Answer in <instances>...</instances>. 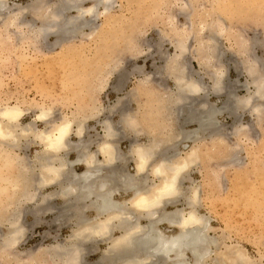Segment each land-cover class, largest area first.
Masks as SVG:
<instances>
[{
	"label": "bare ground",
	"instance_id": "bare-ground-1",
	"mask_svg": "<svg viewBox=\"0 0 264 264\" xmlns=\"http://www.w3.org/2000/svg\"><path fill=\"white\" fill-rule=\"evenodd\" d=\"M6 1L0 0L2 18L0 31L3 27L5 32V34L2 33L3 31L0 32L1 41L4 42L11 37L8 28H13L14 34L17 33L16 36L23 43L35 45L44 42L50 36H55L56 40L53 41L52 46L59 44L62 46V42L69 39L70 35L80 33L87 22L89 25L88 16L96 18L101 14L109 15L111 0H91L92 4L87 7L81 6L82 0H56L52 5L47 3L44 6H33L28 12H31L33 17L31 19L40 21V25H35L34 20L30 22L23 19L25 9L17 6L11 8L6 5ZM99 6L102 10L97 9ZM70 10H75L76 14L64 17ZM174 17L173 14L169 15V31L175 38L172 42L175 52L166 59L165 68L162 67L164 70L158 75L159 78H171L174 88L169 91L164 88L163 91H151L152 89L147 86L151 77L145 76L144 80H141V84L144 85L142 87L148 95L147 115L143 116L149 125L147 129L149 131L143 130L148 138L147 141L140 142L138 138L128 136L129 147L125 153H122L118 147L117 142L120 138L128 135L127 130L128 133L142 132L138 113L131 112L129 108H121L122 102L119 100H127L125 96L122 97L123 99L118 97V101L106 109L110 113L119 112L118 121L113 122L107 115L99 121L102 133L96 134V132L95 138L85 136L86 121L104 110L97 104V95H94L96 90L101 89L100 84L92 86L88 92H85L89 94L85 101L87 106L78 112L79 115L72 111L55 117L52 104L31 99L28 102L29 106L37 108L38 111L33 121L22 123L21 119L28 110L16 101H0V170L3 171V174H0L1 255L9 256L15 252L25 231L21 219L23 215L21 207L30 202L33 206L28 212L36 219L41 213L52 212L56 214L53 218L54 222H59L60 226L71 223L72 229L67 238L61 242L36 248L29 252L30 254L25 252L29 255V260L27 259L28 262H24L25 264H38L39 259L43 263L50 260L51 264H86L88 262H85V255L93 251V248L96 250L94 243L99 241H107V246L95 264H254L241 249L232 251L230 246L209 234L213 229L210 219L199 211L202 204L200 195L202 184L196 182L188 172L193 165L199 163L203 151L227 149L226 138L221 136L222 124L218 123L219 114L227 110V113L233 115L235 114L233 109L241 108L243 111L245 107V110L250 109L259 121L264 120V73L259 71L260 68L258 65L256 67L255 62H253L254 66L250 62L249 65L246 64L247 75L252 77L253 90H250L248 96L243 99H236L232 95L234 93L230 92L232 90L227 92V86L224 90L226 83L222 82L223 74L220 67L212 69L210 76L212 85L205 86L202 82L203 78L193 77L192 73L195 72L187 71L185 67L187 62L183 61L188 37L190 35L197 37L200 30H196L194 26L189 29L179 28L172 23ZM202 20L205 22V19ZM214 20L208 24L209 36L206 37V42H203L199 50L197 49L200 53L198 57L201 56L200 60H203L204 65L210 64V67L212 60L215 59V49L217 51L215 37L223 32V27L219 25L215 27ZM203 21L200 20V24H204ZM91 22L93 21H90V26ZM191 23L189 22L190 25ZM98 30L97 25H92L91 30H88L89 33L83 36L95 40ZM74 37L75 35L71 38ZM46 42L45 44L48 45ZM131 47L135 48V45ZM116 58L117 56H114L107 62H101L106 69L103 73L96 72L97 79L112 73L115 64L118 63L115 61ZM160 82L162 85L163 81ZM40 86L38 91L42 93L40 89L43 88V91L45 89L43 85ZM222 93H226L227 100L223 101L225 103L221 104V108L220 106L217 108L214 102L209 101L210 95L219 96ZM80 107L81 105L76 111ZM36 120L42 121L44 127L38 128L34 123ZM189 123L195 124V129L184 128ZM65 126L67 132L61 144L58 147H50L55 134ZM238 126L240 128V125ZM241 126V128L246 127ZM239 128L233 129L236 130L235 134L236 132L239 134L241 131ZM203 134L209 138H203ZM133 135L135 134H132V137ZM72 136L75 137L74 140ZM22 138L25 140L30 138L28 142L41 146L40 150H35V155L30 159L16 151L21 148ZM186 141L191 142L192 145L188 147ZM236 146L234 145L233 148L237 149ZM185 148L188 149L184 150ZM138 151L149 157L143 171L138 169ZM70 152H75L73 159L69 158ZM232 155L231 161L235 160V155ZM130 162L133 167L132 173L127 171L126 167ZM76 164L83 165V169L79 172L75 171ZM184 164H187V167L175 181L176 195L163 197L158 205L147 209L134 206V201L141 195L151 200L166 182L171 181L175 169ZM156 168H160L159 173L154 171ZM187 180L190 183L185 187L184 182ZM47 188L52 190L46 191ZM193 191L196 192V199L192 198ZM56 198L60 199V204H56L54 201ZM169 207L173 208L169 209ZM72 216L76 218L72 220ZM188 216L194 219L184 224ZM163 225H166L165 230L162 229ZM228 250L231 252L229 253Z\"/></svg>",
	"mask_w": 264,
	"mask_h": 264
},
{
	"label": "rangeland",
	"instance_id": "rangeland-1",
	"mask_svg": "<svg viewBox=\"0 0 264 264\" xmlns=\"http://www.w3.org/2000/svg\"><path fill=\"white\" fill-rule=\"evenodd\" d=\"M55 1L7 0L6 5L11 8L17 6L25 9V16L22 15L23 19L33 22L31 12H28L29 8L44 6L47 3L52 5ZM33 3L35 5H32ZM91 4V0H82L81 2L82 7ZM97 9L102 10L100 6ZM75 14V10H70L64 17ZM172 14L175 16L174 20L172 19L173 25L179 26V28L188 27V29L194 26L196 30H200L197 37L190 35L186 42L187 50L186 54L184 53L183 61L187 62L185 65H189H184L187 67V71L195 72L191 73L196 79L201 76L203 84L210 87L212 85L210 79L212 69L220 67L223 74L222 82L226 83L224 90L227 86L226 91L232 90L230 92L234 93L231 94L236 99L246 98L253 90L252 77L247 75L246 67L250 63L254 66L253 62H255L256 67L258 65L260 68L259 71L264 73V0H111L109 15L101 14L96 18L88 16L89 25H87L88 22L86 24L88 27L84 25L80 33L74 34V38H71L74 35H70L69 39L65 40L66 42H62V46L60 44L52 46L53 41L56 40L55 36H50L44 42H38L35 45L23 43L16 36L17 33L14 34L15 29L8 28L11 37L4 42L0 39V101H16L26 108L28 111L22 117V123L33 121L38 111L37 108L29 106L28 102L31 99L52 104L55 117L72 111L79 115L78 112L87 106L85 101L89 94L85 92H88L92 86L100 84L101 89L96 90L97 93L94 92V95H97V104L104 110L96 117L86 121L85 136L95 138L96 134L102 133L99 121H102L107 115L113 122L118 121L119 112L110 113L106 109L125 96L128 98H125L127 100H119L122 102L121 108H129L131 112L138 113L139 127L142 130L139 129L143 133L139 131L141 134L138 132L136 134L135 131L128 133L127 130L128 135L122 137L128 138L129 136L138 138L140 142L147 141L148 136L144 134L143 130L149 131L147 130L149 125L143 116L147 115L148 95L142 87L144 85L141 84V80H144L145 76L151 77L150 85L146 84L149 89H152L151 91H163L164 89L169 91L174 88L171 78L165 77L164 79L158 76L159 72L161 74L164 70L162 67L165 68L166 59L175 52L172 44L175 38L169 31V15ZM0 19L1 25V15ZM202 19H205V22ZM213 19H215L213 21L215 27L216 25L223 27V32L220 33V36H218L219 33L216 37L214 35L216 38L215 47L218 52L215 49V59L212 60L214 63L211 62L212 67H210V64L204 65L203 60H200L201 56L198 57L200 53L197 49L199 50L204 44L203 42H206L209 36L208 24ZM200 20L204 24H200ZM90 21L95 23L91 22V26L99 27L95 40L86 39L83 36L91 30ZM189 22H192L191 25ZM39 23V20H34L35 25H40ZM200 25H203V29ZM3 29L2 27V31ZM24 29L27 31L26 27ZM214 30L217 31V28ZM2 33L5 34L4 31ZM131 45H135V48ZM51 46L52 48H50ZM99 55L103 56L99 57ZM114 56H117L115 61L118 63L115 64L112 73L97 79L96 72L103 73V70L106 69L101 62H107ZM97 61L100 62L97 64ZM157 71L158 74H156ZM159 79L163 81L162 85ZM121 82L122 84H119ZM39 84L43 85L45 89V91L43 88L40 89L42 93L38 91ZM225 95L226 93L219 96L210 95L209 101L214 102L215 106H218L217 108L219 106L221 108V104L225 103L223 101L227 100ZM80 105V109L76 111ZM233 106L235 107V104ZM248 108L246 107V109ZM235 109H233V112L235 111L233 115L225 110L217 116L218 123L223 127H221V136L226 138L227 149L212 152L203 151L199 163L193 165L188 174L196 182L202 184L200 193L202 204L199 211L210 219L213 229L209 231V234L230 246L232 251L241 249L252 263L264 264V120L261 119L260 122L250 109L245 110V107L243 111L241 108ZM87 112L86 109L85 113L87 114ZM236 114L240 116H238L240 120ZM34 123L38 128H43L45 125L42 121L37 120ZM238 125L240 128L241 125L246 127L240 129ZM195 127V124L189 123L184 128L195 129ZM234 128L241 130L239 134L237 132L235 134ZM226 131L227 133H225ZM132 134L135 135L132 137ZM205 136L206 134H203V138H209ZM73 138L75 137L72 136ZM29 139L22 138L21 148L16 151L21 156H28L27 158L30 159L35 155V150H40L41 146L34 142H28ZM185 143L188 147L192 145L189 141ZM183 144L181 143V145ZM233 144L235 146L237 144V149L233 148ZM128 147L129 142L127 141L119 144L122 153L127 152ZM178 147L182 148L180 145ZM186 149L188 148L184 150ZM231 149L233 150L231 151ZM232 153L235 155L233 161L230 158ZM126 167L127 171L133 172L131 162L126 164ZM0 174H3L2 170H0ZM189 183V180L185 181L184 186L186 187ZM56 204H60V201ZM23 206L21 207L23 210L21 219L25 223L22 222L25 227L24 235L16 246V253L9 256L0 254V258L2 257L0 264H19L21 262L25 264L29 260L27 253L57 241L61 242L71 233V223H64L60 226L59 222L53 221L56 214L41 213L36 219L28 212L33 203L29 202ZM172 208L169 207V209ZM71 218L74 220L76 216ZM165 227L166 225H163L162 229L165 230ZM95 245L97 249L93 248V251L85 255V262H88L86 264H95L99 261V257L102 256L107 246V241H99L94 243ZM18 261L20 262L18 263ZM41 261L39 259L38 264H51L50 260H46L45 263Z\"/></svg>",
	"mask_w": 264,
	"mask_h": 264
},
{
	"label": "snow or ice",
	"instance_id": "snow-or-ice-1",
	"mask_svg": "<svg viewBox=\"0 0 264 264\" xmlns=\"http://www.w3.org/2000/svg\"><path fill=\"white\" fill-rule=\"evenodd\" d=\"M66 132H67V126L59 129L58 133L55 134L54 141H52V137L49 138L50 141H52L49 146L50 147H58L61 144L62 138L66 134ZM137 155H138V159H139L138 169L140 171H143L146 163L148 162L149 157L140 151H138ZM186 167H187V164H184V165L177 167L175 169V172H174L172 178H171V181L166 182L163 185V187L158 190V193L151 200H149L146 196L141 195V196H139L138 199H136L134 201V206L137 208H140V209H147V208L158 205L161 198H163V197H171L173 195H176V188H175L176 178H177V176H179V174ZM154 171L156 173H159L160 168H156ZM192 198L196 199V192L195 191H193ZM192 219H194V217H191V216L186 217L184 220V224H187L189 222V220H192Z\"/></svg>",
	"mask_w": 264,
	"mask_h": 264
},
{
	"label": "crops",
	"instance_id": "crops-1",
	"mask_svg": "<svg viewBox=\"0 0 264 264\" xmlns=\"http://www.w3.org/2000/svg\"><path fill=\"white\" fill-rule=\"evenodd\" d=\"M129 139L130 138H120V140L117 142L118 143V147H119V144L120 143H122V142H124V141H127V142H129ZM75 157V152H70V154H69V158L70 159H73ZM99 158H101V157H99ZM83 169V165H81V164H76L75 166H74V170L75 171H81ZM46 190H48V191H50V190H52L51 188H47ZM56 203H59V201H60V199L59 198H56L55 200H54Z\"/></svg>",
	"mask_w": 264,
	"mask_h": 264
}]
</instances>
